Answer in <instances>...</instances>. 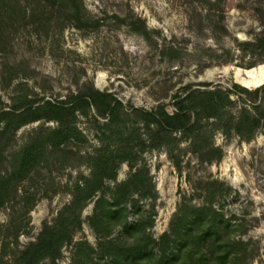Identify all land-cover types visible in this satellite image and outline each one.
<instances>
[{
  "label": "rangeland",
  "instance_id": "rangeland-1",
  "mask_svg": "<svg viewBox=\"0 0 264 264\" xmlns=\"http://www.w3.org/2000/svg\"><path fill=\"white\" fill-rule=\"evenodd\" d=\"M83 1L87 16L97 22L78 28L41 0H0V109L26 96L60 100L88 84L114 93L125 107L150 110L166 103L171 110L173 95L189 84L205 88L198 84L208 82L212 83L209 88H227L233 82L251 80L246 72L252 68L256 76L262 73L260 85L264 83V63L248 68L253 57L236 48L237 42L251 40L263 29L264 0H222L217 9L224 13L227 33L212 29L215 21L205 14L208 0ZM127 15L145 21L158 47L129 29L122 21ZM164 44L177 48L178 57L162 55ZM224 49L234 54L231 63L223 62ZM41 125L38 121L22 127L14 149ZM92 126L79 117L85 141H71L63 152H48L0 208V264H13L71 200L79 176L89 173L83 156L98 146ZM216 142L224 150L221 161L201 163L189 154L182 171L163 149L144 155L139 166H148L157 191L155 199L141 201L142 209L155 217L150 231L158 237L168 230L180 204H201L197 194L202 180H221L234 188L221 202L224 212L234 221L245 219L248 228L246 233H236V238L250 240L253 248L247 264H264V133L250 142L217 134ZM130 173V166L123 163L109 186L126 181ZM93 207L94 201L83 209L81 228L62 247L55 263L46 259L40 264H75L77 242L86 240L96 246L98 235L89 223ZM129 217L132 220L134 215ZM116 235L118 230L110 238Z\"/></svg>",
  "mask_w": 264,
  "mask_h": 264
},
{
  "label": "trees",
  "instance_id": "trees-1",
  "mask_svg": "<svg viewBox=\"0 0 264 264\" xmlns=\"http://www.w3.org/2000/svg\"><path fill=\"white\" fill-rule=\"evenodd\" d=\"M44 6L63 12L78 28L96 23L87 16L83 0H41ZM222 0H208L205 14L215 21L212 29L227 33L224 13L217 9ZM122 21L132 32L151 45L152 33L140 17L125 16ZM237 50L253 57L248 68L264 63L263 29L253 39L239 41ZM174 46L161 47L171 58L179 55ZM224 63L234 61L229 49L223 50ZM205 88L184 86L183 92L152 109L129 106L110 91L84 85L60 100L26 96L19 103L0 109V208L5 206L18 183L26 179L50 151L63 152L71 141H85L78 127L79 117L91 121L98 146L83 156L89 168L74 182L71 200L51 224H46L35 241L30 242L13 264L52 263L61 249L70 244L82 226V211L94 201L89 223L98 235L96 246L86 240L76 243L75 264H247L253 257L250 240L236 238L246 233L245 219L237 221L224 212L223 198L234 188L217 179L202 180L198 205L180 204L168 230L158 237L151 233L155 217L142 209L143 199H155L157 191L150 169L142 162L146 153L163 149L178 171L184 159L194 154L199 162L211 164L224 157L217 134L250 142L264 133V83L248 88L233 82L223 88L200 82ZM42 121L27 140L14 149L18 131L25 125ZM53 122L55 125H47ZM123 163L131 168L126 181L113 187ZM134 217L130 220L129 216ZM118 230V235L110 238Z\"/></svg>",
  "mask_w": 264,
  "mask_h": 264
},
{
  "label": "bare ground",
  "instance_id": "bare-ground-1",
  "mask_svg": "<svg viewBox=\"0 0 264 264\" xmlns=\"http://www.w3.org/2000/svg\"><path fill=\"white\" fill-rule=\"evenodd\" d=\"M257 68V67H256ZM254 68L252 69H249L247 70V75L248 77L250 76L251 80H248V79H243V80H240L239 82L244 85V86H251V85H254V86H258L261 84V80H262V73L259 75V76H256L253 72H254Z\"/></svg>",
  "mask_w": 264,
  "mask_h": 264
}]
</instances>
